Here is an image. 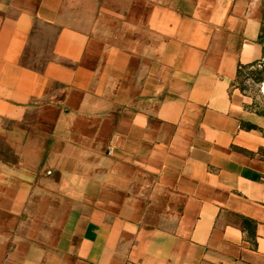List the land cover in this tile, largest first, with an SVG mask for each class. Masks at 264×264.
Returning a JSON list of instances; mask_svg holds the SVG:
<instances>
[{
    "label": "crops",
    "instance_id": "obj_1",
    "mask_svg": "<svg viewBox=\"0 0 264 264\" xmlns=\"http://www.w3.org/2000/svg\"><path fill=\"white\" fill-rule=\"evenodd\" d=\"M263 30L264 0H0V264H264Z\"/></svg>",
    "mask_w": 264,
    "mask_h": 264
},
{
    "label": "rangeland",
    "instance_id": "obj_2",
    "mask_svg": "<svg viewBox=\"0 0 264 264\" xmlns=\"http://www.w3.org/2000/svg\"><path fill=\"white\" fill-rule=\"evenodd\" d=\"M264 44V30L262 34ZM235 86L251 100L249 107L252 111L264 115V58L261 66L243 71L235 81Z\"/></svg>",
    "mask_w": 264,
    "mask_h": 264
},
{
    "label": "trees",
    "instance_id": "obj_3",
    "mask_svg": "<svg viewBox=\"0 0 264 264\" xmlns=\"http://www.w3.org/2000/svg\"><path fill=\"white\" fill-rule=\"evenodd\" d=\"M256 66H261V62L254 63V64L247 65V66L240 65L239 68H238L237 79L242 75L243 71L248 70V69L253 68V67H256ZM246 127L248 129H253V128L255 129L256 128L253 125H247Z\"/></svg>",
    "mask_w": 264,
    "mask_h": 264
}]
</instances>
